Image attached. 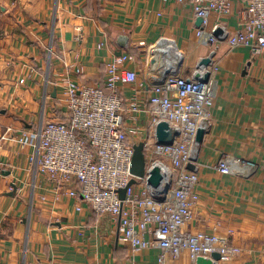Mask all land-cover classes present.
<instances>
[{
    "label": "crops",
    "instance_id": "1",
    "mask_svg": "<svg viewBox=\"0 0 264 264\" xmlns=\"http://www.w3.org/2000/svg\"><path fill=\"white\" fill-rule=\"evenodd\" d=\"M244 1L232 0L222 19L230 32ZM196 19L187 1L0 0V118H10L0 120V264H155V250L131 255L110 216L84 205L76 211L80 203L56 198L33 160L36 134L66 116L61 78L98 86L121 36L127 38L122 52L134 54L142 67L137 93L127 86L120 92L125 104L136 99L146 110L155 75L149 50L165 59L180 54L185 77L208 57L196 40ZM213 62L211 125L199 162L213 165L228 156L235 163L229 175L198 169V201L186 230L226 237L241 250L232 264H264V52L253 57L246 48L222 44ZM149 118L144 111V128ZM8 129L10 139H2ZM170 264H189L188 255Z\"/></svg>",
    "mask_w": 264,
    "mask_h": 264
},
{
    "label": "built area",
    "instance_id": "2",
    "mask_svg": "<svg viewBox=\"0 0 264 264\" xmlns=\"http://www.w3.org/2000/svg\"><path fill=\"white\" fill-rule=\"evenodd\" d=\"M186 1L194 18L202 20L195 36L200 45L211 48L206 57L209 65L199 64L185 77L180 54H168L164 68L155 72L150 82L146 110L136 99L125 104L119 89L127 86L131 95L137 93L142 63L132 53L122 52L105 65L103 85L107 93L99 86L77 85L64 76L61 85L65 89L66 116L40 127L33 160L39 174L54 187L56 198L68 197L80 203L76 211L84 205L96 215L110 216L117 224L119 241L128 246L131 255L152 249L157 252L155 264H170L183 253L188 255L189 264H196L199 258L211 264H232L241 250L226 237L188 232L186 226L192 221V210L198 201V169L229 175L230 163H235L228 156L213 165L199 162L200 146L211 125L208 105L215 94V50L223 44L229 50L246 48L253 57L264 52V0L242 2L232 32L222 23L231 13L232 0H162ZM210 21L211 28L207 30ZM204 73H209V78L201 83L195 77ZM144 111L150 117L146 128L141 120ZM161 122L168 125V145L156 140V126ZM198 130L203 131L200 142L196 141ZM9 131L2 139H10ZM15 141L22 146L28 144L23 138ZM140 142L144 175L134 178L136 183L128 187L133 179V146ZM188 165L194 170L189 171ZM155 168L161 176L156 188L147 183ZM123 189L124 199L120 200L119 191ZM213 253L219 255L218 260L211 257Z\"/></svg>",
    "mask_w": 264,
    "mask_h": 264
},
{
    "label": "water",
    "instance_id": "3",
    "mask_svg": "<svg viewBox=\"0 0 264 264\" xmlns=\"http://www.w3.org/2000/svg\"><path fill=\"white\" fill-rule=\"evenodd\" d=\"M201 22H202V20L200 18H197L196 19V26L200 27ZM214 34L218 35L219 31L214 32ZM116 44L118 47V50L116 52V56H120V54L122 53V50L126 47L127 38L124 36L119 37L116 41ZM209 63H210V59L205 58L204 60H202L200 62V65L207 67L209 65ZM247 66H249V64H247ZM149 68L152 72L161 71L164 68V54L162 51L157 50V49L152 50L150 60H149ZM159 74L161 75V72H159ZM195 78L196 79L199 78V81L201 83H206L208 81V78H209V73H204L200 77L196 76ZM54 95L55 94H53V97H54ZM155 135H156V140H157L158 144L168 145L171 143V137H170L171 135L168 132V125L166 123L161 122L156 126ZM202 137H203V131L198 130L197 135H196V141L200 142L202 140ZM144 166H145V160H144L143 143L140 142L137 145L133 146V156H132V161H131V165H130V174L133 176V179L130 180L128 187L132 186L136 183L134 178H142L143 177ZM187 169L189 171H193L194 166L188 165ZM160 180H161V176H160L159 170L157 168H155L151 172V175L148 178L147 183L150 186L156 188V187H158ZM125 191H126V189L119 191L120 200L124 199ZM211 257L214 260L219 259V255L217 253H213L211 255ZM196 264H211V261L199 258L197 260Z\"/></svg>",
    "mask_w": 264,
    "mask_h": 264
},
{
    "label": "rangeland",
    "instance_id": "4",
    "mask_svg": "<svg viewBox=\"0 0 264 264\" xmlns=\"http://www.w3.org/2000/svg\"><path fill=\"white\" fill-rule=\"evenodd\" d=\"M232 7H233V5H232ZM210 28H211V21L209 22V25L207 27V30H210ZM206 50H207V56H208L210 54V52H211V48H207ZM141 76H143V74ZM9 119L10 118H5V119L2 120L0 118L2 125H3V121L9 120ZM138 188H139V186L136 187V189H138Z\"/></svg>",
    "mask_w": 264,
    "mask_h": 264
},
{
    "label": "trees",
    "instance_id": "5",
    "mask_svg": "<svg viewBox=\"0 0 264 264\" xmlns=\"http://www.w3.org/2000/svg\"><path fill=\"white\" fill-rule=\"evenodd\" d=\"M98 86H99L100 88H102L106 93L108 92V91L104 88L103 82L100 83V84H98Z\"/></svg>",
    "mask_w": 264,
    "mask_h": 264
},
{
    "label": "bare ground",
    "instance_id": "6",
    "mask_svg": "<svg viewBox=\"0 0 264 264\" xmlns=\"http://www.w3.org/2000/svg\"><path fill=\"white\" fill-rule=\"evenodd\" d=\"M175 55V54H174Z\"/></svg>",
    "mask_w": 264,
    "mask_h": 264
}]
</instances>
